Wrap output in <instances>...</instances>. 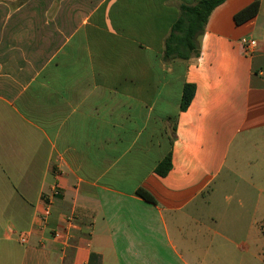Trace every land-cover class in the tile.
Wrapping results in <instances>:
<instances>
[{
    "label": "crops",
    "instance_id": "crops-1",
    "mask_svg": "<svg viewBox=\"0 0 264 264\" xmlns=\"http://www.w3.org/2000/svg\"><path fill=\"white\" fill-rule=\"evenodd\" d=\"M199 1L0 0V264H264L218 241L264 220V171L241 163L264 142V0L242 25L254 0H227L197 58L165 61Z\"/></svg>",
    "mask_w": 264,
    "mask_h": 264
},
{
    "label": "trees",
    "instance_id": "trees-1",
    "mask_svg": "<svg viewBox=\"0 0 264 264\" xmlns=\"http://www.w3.org/2000/svg\"><path fill=\"white\" fill-rule=\"evenodd\" d=\"M227 0H200L194 6L183 5L180 16L173 25L171 34L165 43L164 60H190L197 58L200 50L199 37L203 36L213 11ZM260 9V0H254L249 6L239 11L234 20L237 25H242L255 18ZM196 94V85L185 84L180 103V111L185 112L191 105ZM172 153L155 168V173L165 177L172 170ZM139 195L149 198V194L140 190Z\"/></svg>",
    "mask_w": 264,
    "mask_h": 264
},
{
    "label": "rangeland",
    "instance_id": "rangeland-1",
    "mask_svg": "<svg viewBox=\"0 0 264 264\" xmlns=\"http://www.w3.org/2000/svg\"><path fill=\"white\" fill-rule=\"evenodd\" d=\"M251 149L246 155L241 158V163L247 165L248 173L250 175L256 174L259 171H264V142ZM231 224L220 230L218 241H236L248 243L251 248H262L264 246V220L259 225L260 233H258V226L253 225L249 219H230Z\"/></svg>",
    "mask_w": 264,
    "mask_h": 264
},
{
    "label": "built area",
    "instance_id": "built-area-1",
    "mask_svg": "<svg viewBox=\"0 0 264 264\" xmlns=\"http://www.w3.org/2000/svg\"><path fill=\"white\" fill-rule=\"evenodd\" d=\"M243 46H244L245 54L246 55H252L258 46V42L255 39H244ZM47 214H48V212L43 217L44 221H46ZM20 241H21V243H26L27 235L21 234L20 235Z\"/></svg>",
    "mask_w": 264,
    "mask_h": 264
}]
</instances>
